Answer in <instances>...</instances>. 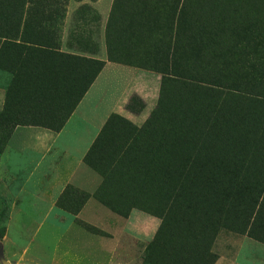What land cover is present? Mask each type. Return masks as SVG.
Instances as JSON below:
<instances>
[{
	"label": "trees",
	"instance_id": "obj_1",
	"mask_svg": "<svg viewBox=\"0 0 264 264\" xmlns=\"http://www.w3.org/2000/svg\"><path fill=\"white\" fill-rule=\"evenodd\" d=\"M68 1L0 0V55L19 38L28 61L0 110V152L18 124L59 130L104 65L56 50ZM262 15L264 0H113L107 59L159 73L158 98L139 126L110 114L83 161L101 176L99 201L160 220L141 264H214L221 230L264 244ZM53 53L71 59L70 109L33 110L31 93L45 89L30 62ZM128 107L144 104L134 94Z\"/></svg>",
	"mask_w": 264,
	"mask_h": 264
},
{
	"label": "crops",
	"instance_id": "obj_2",
	"mask_svg": "<svg viewBox=\"0 0 264 264\" xmlns=\"http://www.w3.org/2000/svg\"><path fill=\"white\" fill-rule=\"evenodd\" d=\"M112 4L113 0L68 1L56 50L101 60L104 65L59 130L46 127L48 124L15 126L0 152V183L3 184L0 202H81L78 197L71 196L72 189L86 194L82 202H101L94 196L101 176L83 161L84 155L110 114L117 113L135 125H141L156 104L161 78L154 71L107 59L105 26ZM32 25L31 29L34 28ZM22 29L23 23L19 24V30ZM11 42L14 44H5L0 55V110L9 93L17 94L18 82L23 80L27 70L23 64L28 62L26 56L18 50L23 42L19 38ZM26 44L36 46L31 42ZM64 54H50L36 66L31 60L32 77L37 70L44 74L39 78V85L32 78V85L45 89L42 100L37 98V90L31 93L33 110L59 112L70 109L71 59ZM134 94L144 104L139 112L128 107ZM148 103L151 107L145 113ZM154 218L158 220V227L160 220Z\"/></svg>",
	"mask_w": 264,
	"mask_h": 264
},
{
	"label": "rangeland",
	"instance_id": "obj_3",
	"mask_svg": "<svg viewBox=\"0 0 264 264\" xmlns=\"http://www.w3.org/2000/svg\"><path fill=\"white\" fill-rule=\"evenodd\" d=\"M157 223L103 202H0V264H141ZM213 250L216 264H264L263 244L228 230Z\"/></svg>",
	"mask_w": 264,
	"mask_h": 264
}]
</instances>
